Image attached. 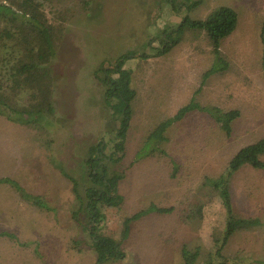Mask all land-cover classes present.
Returning <instances> with one entry per match:
<instances>
[{
    "label": "rangeland",
    "instance_id": "374dc122",
    "mask_svg": "<svg viewBox=\"0 0 264 264\" xmlns=\"http://www.w3.org/2000/svg\"><path fill=\"white\" fill-rule=\"evenodd\" d=\"M171 1L54 0L48 6L49 21L61 32L50 63L54 117L45 133L0 116V177L15 179L55 210L33 206L12 185L0 184V232L16 235L0 237V264H97L89 233L71 215L75 197L64 173L79 176L87 148L103 139L105 153H113L120 116L106 102L96 71L113 66L127 51L135 53L125 68L132 71L137 96L125 157L114 167L125 174L119 185L124 201L105 210L103 228L127 256L106 264H182L184 244L210 249L213 233L223 230L225 209L218 198L209 201L200 185L204 177L223 173L242 147L264 138V0H191L190 5L197 2L192 11L181 0L176 11ZM220 5L239 14L237 29L221 46L226 71L203 78L214 55L199 31H186L165 55L141 58L156 53L164 31L176 29L185 16L205 19ZM192 99L200 106L240 110L232 133L195 110L166 130L165 154L137 160L150 132ZM232 194L241 215L264 219V171L240 169ZM199 202L205 203L204 218L189 221L188 209ZM153 205L174 209L131 221L129 234H123L124 218ZM224 254L238 264H264V227L232 236Z\"/></svg>",
    "mask_w": 264,
    "mask_h": 264
},
{
    "label": "trees",
    "instance_id": "16d2710c",
    "mask_svg": "<svg viewBox=\"0 0 264 264\" xmlns=\"http://www.w3.org/2000/svg\"><path fill=\"white\" fill-rule=\"evenodd\" d=\"M54 0H0V116L13 124L33 127L45 132L54 117L53 85L55 76L50 66L61 32L48 18V6ZM181 0L192 11L197 2ZM178 11L180 4L171 1ZM238 12L231 6L220 5L205 19L185 16L176 29L164 31L160 40L162 46L153 55L141 54V58L162 56L178 45L186 31L204 32L214 55V62L203 78L229 68L221 46L223 41L237 29ZM177 35L172 39V35ZM263 45L261 65L264 69V21L261 29ZM135 57L132 51L124 52L113 66L104 64L96 71V77L104 84L105 99L114 114L120 116L119 128L113 135V153L106 154V140L91 144L82 160L79 176L64 173L72 182L75 202L71 210L73 219L89 233L97 264L124 260L127 256L122 244L116 238L104 233L107 219L105 210L120 208L124 201L119 192L124 172L114 167L125 157L126 139L133 118L132 103L137 91L132 87V71L125 68L128 60ZM264 76V73H263ZM202 110L208 113L220 128L230 135L234 121L241 115L240 110H224L219 106H200L192 99L178 112L159 123L147 136L142 148L137 152L139 160L155 153L165 154L162 147L167 140L166 130L187 114ZM46 133V132H45ZM43 133V134H45ZM151 150L150 152H147ZM264 138L242 147L229 161L223 173L216 177H204L200 185L209 201L218 198L225 209V226L222 231L213 233L212 246L206 249L201 243L195 246L184 244L180 249L182 264H238L224 254L229 240L237 233L264 227V219L259 215L243 216L234 206L232 179L244 167L264 171ZM175 169L177 164L174 165ZM10 184L27 203L46 210H55L41 195L28 192L19 182L10 177H0V184ZM205 203H195L185 217L190 220L204 218ZM174 209L153 205L141 209L123 220V234L130 232V222L139 220L151 213L168 214ZM16 238V235L1 231L0 237Z\"/></svg>",
    "mask_w": 264,
    "mask_h": 264
}]
</instances>
